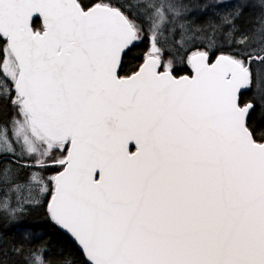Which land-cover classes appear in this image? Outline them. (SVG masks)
<instances>
[{
	"label": "snow or ice",
	"instance_id": "6c2138e0",
	"mask_svg": "<svg viewBox=\"0 0 264 264\" xmlns=\"http://www.w3.org/2000/svg\"><path fill=\"white\" fill-rule=\"evenodd\" d=\"M0 264H264V0H0Z\"/></svg>",
	"mask_w": 264,
	"mask_h": 264
},
{
	"label": "trees",
	"instance_id": "16d2710c",
	"mask_svg": "<svg viewBox=\"0 0 264 264\" xmlns=\"http://www.w3.org/2000/svg\"><path fill=\"white\" fill-rule=\"evenodd\" d=\"M180 74H182V75H183V74H188V73H187V69H182V70L180 71ZM9 114H10V113H9ZM41 223H43V222H41Z\"/></svg>",
	"mask_w": 264,
	"mask_h": 264
}]
</instances>
